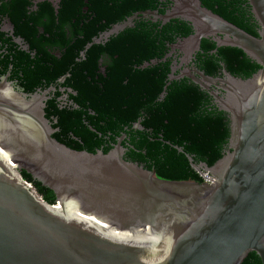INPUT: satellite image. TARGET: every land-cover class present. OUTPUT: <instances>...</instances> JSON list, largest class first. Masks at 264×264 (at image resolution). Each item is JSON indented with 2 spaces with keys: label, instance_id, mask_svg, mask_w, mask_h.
I'll return each mask as SVG.
<instances>
[{
  "label": "water",
  "instance_id": "obj_1",
  "mask_svg": "<svg viewBox=\"0 0 264 264\" xmlns=\"http://www.w3.org/2000/svg\"><path fill=\"white\" fill-rule=\"evenodd\" d=\"M246 3L256 37L200 0H169L162 13L137 12L106 33L137 17L189 26L169 46L180 57L166 85L186 78L226 116L218 160L194 166L185 155L209 183L160 179L125 161L119 144L106 153L72 150L51 137L41 95L0 83V264H241L249 253L264 264V0ZM201 40L239 50L258 69L245 79L225 70L205 75L192 64ZM21 171L55 203H45Z\"/></svg>",
  "mask_w": 264,
  "mask_h": 264
},
{
  "label": "trees",
  "instance_id": "obj_2",
  "mask_svg": "<svg viewBox=\"0 0 264 264\" xmlns=\"http://www.w3.org/2000/svg\"><path fill=\"white\" fill-rule=\"evenodd\" d=\"M200 2L214 14L256 37L257 26L246 0ZM89 3L96 14L105 18L107 23L114 24L133 13L156 10L157 0H89ZM189 34V26L181 21L171 20L161 25L144 19L138 20L133 29L118 33V39L108 44L105 51L125 55L116 61H107L110 80L103 79L99 85L90 86L88 91L79 92V100L90 102V111L94 114L90 118V125L94 132L89 135L79 133L83 146L69 139L52 137L72 150L84 151L85 148L86 152L94 153L95 149L108 141L114 142L122 126H130V122L140 118L143 131L129 139L127 144L132 148L126 146L130 154H126L124 159L144 163V168L153 169L156 177L163 180L202 183L185 155L191 158L193 165L202 162L211 166L226 148L228 121L224 113L217 111L207 93L201 92L191 81L174 80L166 85L169 67L159 61L167 53L169 45ZM92 49L96 53V46ZM151 61L156 62L152 64ZM142 63H147V66L136 68ZM194 63L198 70L211 77H216L223 68L231 76L245 79L258 69L239 50L215 49L209 40H201ZM124 78L126 85L122 83ZM161 93H164V97L159 99ZM77 120L73 125H81L79 118ZM64 122L67 128L71 127L67 117ZM20 177L45 203H55L50 190L41 187L23 171ZM241 264H260V260L255 253H249Z\"/></svg>",
  "mask_w": 264,
  "mask_h": 264
},
{
  "label": "flooded vegetation",
  "instance_id": "obj_3",
  "mask_svg": "<svg viewBox=\"0 0 264 264\" xmlns=\"http://www.w3.org/2000/svg\"><path fill=\"white\" fill-rule=\"evenodd\" d=\"M168 5L169 0H157L156 10L153 11H164ZM140 19L137 17L121 31L106 36L116 23H107L105 18L96 14L89 0H0V83L26 95H41L44 99V117L52 130L51 137L69 139L83 146L79 133L89 135L94 132L90 125V118L94 114L90 111L89 100H79V92L88 91L90 86L99 85L103 79L110 80L107 61L121 59L125 53H112L105 49L118 39V33L133 29ZM94 46L96 53L92 49ZM179 57L171 53L168 47L167 53L159 61L170 68L173 63L178 64ZM155 62L151 61L152 64ZM142 64L136 68L147 66V63ZM192 64L197 69L194 58ZM180 69H176L173 76H178ZM222 70L216 77L221 75ZM181 79L186 78L177 80ZM122 83L126 85L127 80L124 78ZM162 97L164 93L159 95V99ZM66 117L71 121L70 128L65 126ZM78 118L81 125H73ZM141 121L137 118L129 123L130 126H122L114 142L107 140L108 143L95 149V152H108L119 144L124 159L126 154H130L126 146L132 148L127 144L129 139L143 131ZM71 145L75 146L76 143ZM83 150L86 151L85 148ZM132 163L143 168L145 166L144 163ZM198 175L201 177V174Z\"/></svg>",
  "mask_w": 264,
  "mask_h": 264
},
{
  "label": "built area",
  "instance_id": "obj_4",
  "mask_svg": "<svg viewBox=\"0 0 264 264\" xmlns=\"http://www.w3.org/2000/svg\"><path fill=\"white\" fill-rule=\"evenodd\" d=\"M202 183H209V177L207 174H201Z\"/></svg>",
  "mask_w": 264,
  "mask_h": 264
}]
</instances>
